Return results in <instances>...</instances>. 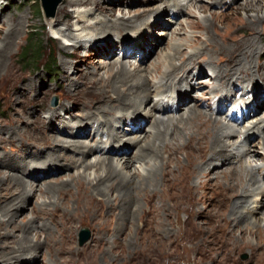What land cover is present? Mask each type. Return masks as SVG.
Listing matches in <instances>:
<instances>
[{"label":"rangeland","instance_id":"obj_1","mask_svg":"<svg viewBox=\"0 0 264 264\" xmlns=\"http://www.w3.org/2000/svg\"><path fill=\"white\" fill-rule=\"evenodd\" d=\"M63 1H60L54 15L49 16L43 8L42 0H0V21L1 19H6L5 24L2 25L3 32L0 36V42L10 29L9 23L15 22L17 28L21 31L15 40L13 54L9 58V61L14 65L15 70H18L19 76L25 78L23 79L25 80L24 83L34 82L37 86H35L36 90L34 89V91L29 92L27 96L24 95V91L18 100H11L8 92L5 93L0 90V121L4 123L0 125L1 132L5 130L4 133H6L8 128L6 121L11 116L21 117L22 120L19 125L31 131L33 125L27 122L24 116L30 117L32 120L37 117L47 119L51 116L50 109L56 108L62 113L64 118L62 119L69 121L80 117L84 109L93 110L97 107L98 99L87 98L89 97H86L87 91L81 94L75 93V95H69V98H66L69 83L64 82V77L67 75H70V78H72L70 79L71 83L73 81L77 82V87L73 86L74 89H83L85 87V79H82V75L91 73L93 76H90L94 78L101 76L108 77L110 63L119 62L116 68L124 63L128 66L131 64H134V66L135 64L141 65L142 68H145L141 73H147L152 82L160 79L157 67L162 66L165 70V65H163L160 58L162 51H176L177 54L172 59V63L175 62L180 65L182 61L190 60L189 54L196 52L201 47H207L210 51L215 50L213 52V60L219 62V65H225V61H219V58L227 55L229 48L236 46V40H244V38L247 41L253 40L254 46L249 48L250 50L247 49V51L249 50L248 56L254 57V63L249 73H244L243 75L234 74L230 83L222 88L221 86L217 87L218 81L214 80L213 71L210 67L206 65L196 68L192 67L191 79L189 78L191 85L188 89L185 86L186 81L181 80V84L190 98L187 103L180 101L177 108L182 107L179 112L181 111L186 116L187 107L197 103L199 109L213 113V117L221 119L223 123L230 124L232 127L236 126L242 131L240 134H235L230 138L236 141V146L232 147L236 155L234 154V157H230V160L231 162L235 161L233 163L239 166L240 170L243 167V171L249 174L248 179L252 175L257 180L254 187L251 186L252 183L250 181L244 185L250 191L247 195L246 205L251 209H256L254 215L260 224L264 226V121L260 123V127L254 125L257 120L261 121L262 118L264 119V76H261L264 72V0H225L223 4L216 3L209 6L206 11L198 10L197 6L200 4L208 5L215 0H194V4L192 5H190L192 2L190 1V4L183 11L175 6H170L169 0H118V3L113 5L115 17L112 19L114 20L124 18L127 21L134 15L143 12L144 9L150 8L151 10L141 15L143 20L140 23L136 22L137 26L133 29L134 31L119 29L118 32L121 34L119 37L117 35L114 36L112 32L105 33L97 36L98 38H94L95 43L88 49L67 46V51L65 52L63 48L64 42L72 41L67 40L57 30L51 32V28L47 22V19L55 18L59 15L58 8ZM106 2L105 0L104 4ZM249 6L252 10L247 9ZM66 12L67 14L75 15L72 6L67 7L65 12H59L60 16H64L63 13ZM98 14H95L94 17ZM99 16L101 19H105L106 15L99 14ZM65 18L64 21L57 22V28H65L64 22L67 19ZM208 20L214 22V27L209 29L210 35L217 40V46L214 47H212L211 43H208L210 36L207 31L203 28H198L195 24L196 21L205 23ZM73 21H75L74 18H72ZM91 21L93 22V20ZM19 23L20 25H18ZM146 23L150 24L145 25ZM252 25H255V31L252 30ZM148 26L150 30H146ZM96 32L97 30H95ZM140 34L141 36H139ZM197 36L201 40L194 42L193 39ZM137 37L142 39L143 49H138L134 42L125 47L126 49H122L120 46L122 41H134ZM31 41L41 42L45 56L39 61H28L23 58ZM105 42L110 50H108V55L103 51V45L100 46L101 43ZM74 51L75 53H73ZM125 53L129 54L128 58L125 57ZM54 60H57V63L52 68L49 66V63ZM209 60L207 58V60H202L201 62L205 64ZM73 67L77 69L74 72ZM184 70L182 74L187 72V70ZM80 73L81 75L78 76ZM249 77H253V80L249 79ZM177 82H179V79ZM3 84L5 82L1 83L0 86H3ZM172 94L173 96H170ZM71 96L72 98H70ZM54 98H57L56 102ZM162 98L164 101L173 100L163 103ZM195 99L197 100L196 102ZM176 100L178 101L177 90H174L173 87L169 89L166 87L158 95L151 96L145 102L146 106L161 102L163 104L159 106L166 107L168 105L174 106ZM112 101L110 99L108 102ZM138 101L140 102V98L132 100V103L134 104ZM62 102L70 107L72 105V108L68 112L64 111L61 105ZM256 103L261 106L258 110L256 109ZM103 104L101 103V105ZM117 106L121 107V104L118 103ZM127 111L129 110H125L123 113L127 114ZM164 113L166 115L173 114L172 111L163 113L158 111L156 115L161 117L166 116ZM103 114L106 115L105 112ZM108 114L112 116L113 112L109 111ZM129 115V118H120L115 122L117 134L121 138L126 140L137 132L136 127L139 126V123L135 124V121H138L139 118L143 129L136 134L143 136L146 131L150 130V120L141 119L142 116L135 115V113H132V110H130ZM175 115L178 116V112ZM236 115H239L238 119L236 118L237 120L233 119ZM136 117L139 118L137 119ZM92 120H89L87 124L89 125L87 132L92 133L91 138L82 133L83 129L76 133H82L81 135L84 136L82 140L94 143L97 139H100V136L105 138V133L95 134L97 133L96 130L100 132L101 125H99V121L93 123ZM56 122L59 123V120ZM39 126L34 127L30 138L26 136L27 138L23 139L24 143L30 146L29 151H22V147H20L22 140L7 139L4 140L5 142H0V152H6L15 157L21 156L22 159H25L28 154H31V150L34 155H37L38 162H44L46 159L39 152L43 144L38 135H41L43 138L46 137L49 132V125L44 124ZM102 128L106 131L107 126L103 124ZM77 129L79 130L80 127ZM58 134L63 138H69L65 132H59ZM4 136L6 134H3ZM103 146L105 149V144L103 143L100 146L95 145L93 147L95 152L89 153L86 157L87 160L94 162L103 158V155H106L107 152L115 156L114 152L116 151L110 146H107L105 151L98 152ZM52 147L51 144L47 145V151L51 150ZM126 153L127 158L132 159L135 154V147L132 146L126 150ZM1 162L2 160L0 159L1 172L20 173V175L26 176V179L40 182V184L49 181L48 184L51 185L57 181L66 180L73 175H77L82 169H66L57 165L58 168L55 170H44V172L46 171L45 173L51 171L47 175L44 173L38 174L33 169L27 173H22L18 169L1 165ZM139 164V162H135V165L138 166ZM39 166L42 167L40 164ZM224 166L228 165H220L204 170L200 178L193 180L197 182L196 186L201 192H208L210 194L211 197L206 202L200 200L196 205L200 193H192L191 190L187 191L180 198L175 197L167 201L156 200L155 205L158 204L156 206L159 208L158 214L165 219L161 223H157L156 220L153 221L147 231L141 230L142 232H137V229L141 227L140 219L137 220L138 222L134 221V219H129L125 222L126 224L124 223L120 231L106 232L105 223L110 217V211H100L96 214L81 213L79 221L69 223L66 232H51V236L55 239L57 238V242H67L69 247L74 248V254L72 255L74 262L69 260L68 254L61 258L64 261L63 264H258L255 260V252L252 246L257 245L261 241L260 235H243L234 222L226 224L220 218V215L223 214L227 216L228 210L232 208L233 203L240 198V196L236 198H224L219 204L218 201L221 199L220 196H222L220 192L221 183L225 182L226 179L223 175L219 178L216 175H219L217 171H222L221 167ZM95 169H90L88 173L94 175ZM252 188L256 190L252 191ZM172 193L173 191H171ZM39 195L40 193L37 190V194L20 201L17 222L24 225L25 221L33 217V207L40 198ZM140 202L139 205H142L140 211H142V208L145 207L146 209L147 207L144 200H140ZM70 205H75L74 201ZM173 213H178L177 218H174ZM168 214H170L169 218L167 217ZM44 221L45 219L39 218L35 220L34 225L41 226ZM53 227L56 228L54 225ZM84 228L89 230L90 237L82 244L80 242V232ZM231 228L235 229L234 231L236 232H230ZM37 231L39 229L34 230L32 235H35ZM13 233L15 236L3 238L1 242L11 241L19 235L18 231ZM44 236L45 234L42 233L41 238L43 239ZM77 251L81 253L79 254ZM42 252H44V249L41 250V254L31 264H43L46 261L43 259ZM5 263L12 264V262ZM48 264L51 263L48 262Z\"/></svg>","mask_w":264,"mask_h":264},{"label":"bare ground","instance_id":"obj_2","mask_svg":"<svg viewBox=\"0 0 264 264\" xmlns=\"http://www.w3.org/2000/svg\"><path fill=\"white\" fill-rule=\"evenodd\" d=\"M106 1V4H104L105 0H64L58 8L59 15L55 18L47 19L51 32L57 30L67 40L72 41L64 42L63 40L64 52L67 51V46L88 49L95 43L94 38L105 33L112 32L114 36L117 35L119 37V35L121 36L120 32H118L119 29L124 31L133 30L137 26L136 22L140 23L143 20L141 15L151 10L150 8L144 9L143 12L134 15L127 21L124 18L114 20L112 19L115 17L113 5L117 4L118 0ZM190 1H192L191 4L189 3ZM224 1L215 0L208 5L200 4L197 8L200 11H206L209 6L216 3L223 4ZM168 2L170 6H175L181 11L185 7L187 8L188 4H194V0H169ZM69 6H72L75 15L67 14L66 12L63 13L64 16H60L59 12H65ZM247 9H251V7L249 6ZM97 13L106 15L105 19H101L99 14L94 17ZM64 18L66 19L64 22L65 28H57V22L64 21ZM72 18L75 21L72 22ZM5 20L1 19L0 21V36L3 32L2 25L5 24ZM90 20H93V22H90ZM9 24L10 29L0 42V84L5 82L3 86H0V90L5 93L8 92L11 100H18L24 91L25 96L29 92L34 91L36 84L34 82L24 83L25 80L23 79L25 78L19 76L18 70H15L14 65L9 61V58L13 54L15 40L21 31L17 28L15 22ZM149 24L146 23L145 25ZM195 24L198 28L200 27L207 31L210 36L208 43H211L212 47L217 46L216 38L212 37L209 33V29L214 27V22L210 20L205 21V23L196 21ZM93 29L97 30V32L95 33ZM255 29V25H252V30L255 31ZM146 30H150V27L148 26ZM200 40L201 38L198 36L193 39L194 42ZM132 42L137 45L138 49L144 48L140 37H137L134 41H122L120 46L122 49H126L125 47L129 46ZM236 43V46L233 45L234 47L228 49L229 53H226L227 55L219 58V61H225V65H219V62L214 61L213 52L215 50L210 51L207 47H201L196 52L189 54L190 60H184L180 65L175 62L172 63V59L177 54L176 51H162L160 58L163 65H165V70L162 66L157 67L160 79L152 82L147 73H141L145 69L141 65L135 64L134 66V64H131L128 66L124 63L116 68L119 62L110 63L108 77L101 76L94 78L91 77L93 76L91 73L82 75V79H85V87L83 89H74L73 86L75 87L77 82L73 81L71 83L70 79L72 78H70V75H67L64 77V82L69 83L66 98H69V95H75V93L81 94L87 91L86 97L89 96L87 98L98 99L97 107L93 110L84 109L80 117L69 121L63 120V115L58 109H50L51 116L47 119L37 117L32 120L30 117L24 116L26 121L33 125L30 131L26 127L23 128L19 125L22 120L21 117L11 116L6 121L8 126L6 133H4L5 130L2 132L0 130V142L7 139H19L22 140L20 144L22 151H29L30 146L24 143L23 139L26 136H29V138L32 136L34 127L48 124V135L44 138L38 135L43 144L39 152L46 160L42 163L41 161L38 162L37 155H34L31 150V154H28L25 159H22L21 156L15 157L6 152H0L1 165L18 169L22 173H27L33 169L38 174L44 173L46 175L51 171L45 173L46 171L44 172V170H55L58 168L57 165L66 169L82 168L83 170L81 169L78 174L76 173L77 175H73L66 180L57 181L53 185L48 184L49 181L40 184V182L26 179V176L24 177L20 173L0 171V264H7L5 262L31 264L41 254L42 249H44V252H42L43 259L46 260L43 264H48V262L51 264H63L64 261L61 258L68 254L69 260L73 261L74 248L69 247L67 242H57V238L55 239L51 236V232H66L69 227L68 224L77 220L79 221L83 212L96 214L100 211H110V217L105 223L106 232L120 231L124 223L129 219H134V221L140 219L141 227L137 229V232H142L141 230L147 231L153 221L156 220L157 223H161L165 219L158 214L159 208L156 206L158 204L155 205L156 200L167 201L175 197L180 198L187 191L191 190L192 193H200L196 205L200 200L206 202L211 197L210 194L208 192H201L196 186L197 182L193 180L200 178L204 170L225 164L228 166L221 167L222 171H217L219 175H216L218 178L223 175L226 179L225 182L221 183L220 192L222 196H220L221 199L218 202L220 204L224 198H236L239 196L240 198L233 203L232 208L228 210L227 216L223 214L220 215V218L226 224L234 222L243 235H260L261 241L257 245L252 246V248L255 252L256 262L264 264V226L260 224L254 215L256 209H251L246 205L247 195L250 191L244 186L245 183L250 181L252 183L251 186L254 187L257 180L251 174L250 179H248L249 174L243 171V167L240 170V167L233 163L235 161L231 162L230 160V157H234V154L236 155V152L232 150V147L236 146V141L230 138L235 134H240L242 131L236 126L232 127L230 124L223 123L221 119L213 117V113L199 109L197 103L187 107L186 116L181 111L179 112L182 107L177 108L180 101L187 103L190 98L186 90H184L181 80L186 81L185 86L188 89L191 85L189 78L191 79L192 67L196 68L201 65L210 67L213 71L214 80L218 81L217 87L221 86L222 88L230 83L234 74L243 75L251 71L254 57H249L248 51L250 50L249 48L254 46V41H247L244 38V40H236ZM101 45H103V51L108 55L109 49L106 42L101 43ZM247 49L249 50L247 51ZM128 53L124 54L127 58L129 56ZM207 58L210 60L203 64L201 61H205ZM73 69V72L77 70L75 67ZM183 70H187V72L182 74ZM80 75L81 73L78 74V76ZM261 76H264V72ZM178 79L179 82H177ZM249 79L253 80V77H249ZM166 87L168 89L173 87L174 90H177L178 101L174 102V106L160 107L159 105L173 100L167 99L168 101H164L163 98L161 99L162 104L159 102L155 105L146 106L145 101L153 95H158ZM12 89L13 91H11ZM170 96H173V94ZM138 98H140V102L138 101L133 104L132 100ZM110 99L113 101L108 102ZM101 103L104 104L101 105ZM118 103L121 104V107L117 106ZM256 104L257 110L261 108L258 103ZM61 105L62 109L66 112L72 108V105L70 107L63 102ZM125 110H129L127 114L123 113ZM130 110L135 115L142 116L141 119L150 120L151 127L143 136L137 135L136 133L143 129V126L141 120L139 121L140 118L136 117L137 119L139 118L138 121H135V124L139 123V126L136 127L137 132L131 138L125 140L117 134L115 122L120 118H129ZM109 111L113 112L112 116L108 114ZM158 111L162 113L172 111L173 114L166 115L164 113L167 117H161L156 115ZM104 112L106 115L103 114ZM177 112L178 116L175 115ZM119 113L121 114L120 116ZM236 118L235 116L233 119L237 120L238 118ZM57 120H59V123L56 122ZM89 120H92L93 123L99 121L101 130L100 132L96 130L97 133L95 134L104 132L106 139L100 136V139H97L94 143L82 140L84 137L81 135L82 133L86 134L87 137L89 136V138L92 137V133L87 132ZM263 121V118L261 121L257 120L254 125L259 126ZM3 124L0 121V125ZM103 124L107 126L106 131L102 128ZM79 127L80 129L78 130L77 128ZM75 129L77 130L75 131ZM81 129H83L82 133L77 134ZM59 132H65L69 138L61 137L58 134ZM3 134H6V136L3 137ZM102 143L105 144V149L107 146L115 149V156L107 152L106 155H103V158L94 162L87 160L88 154L95 152L93 147L95 145L100 146ZM50 144L53 147L47 151V145ZM132 146L135 147V154L132 159H129L126 156V150ZM105 149L103 146L98 152L105 151ZM78 154L79 156H77ZM135 162H139L140 164L137 166ZM39 164L44 168L39 166ZM242 164L243 162L241 166ZM92 168H96L94 175L88 173ZM37 190L40 193L39 197L41 199L39 198L33 207V217L25 221L24 225L17 222L20 201L37 194ZM253 190L256 189L252 188ZM171 191H173L172 194ZM140 200H144L147 207L146 209L145 207L142 208V211H140L142 206L139 205ZM73 201L75 205H70ZM173 216L177 218L178 213H173ZM167 217L169 218L170 214ZM39 218L45 219V221L41 226H35L34 222ZM51 223L56 228H52L53 225L51 226ZM36 229H39V231L35 235H32V232ZM234 230L232 229L230 232H236ZM17 231L19 235L15 239L5 241L4 243L1 242L3 238L12 236L14 235L13 232ZM42 233L45 234L43 239L41 238ZM78 253L80 254L81 252L79 251Z\"/></svg>","mask_w":264,"mask_h":264},{"label":"trees","instance_id":"obj_3","mask_svg":"<svg viewBox=\"0 0 264 264\" xmlns=\"http://www.w3.org/2000/svg\"><path fill=\"white\" fill-rule=\"evenodd\" d=\"M45 56V53L42 49L41 42H29L27 51L23 55V58L25 60H34L39 61ZM57 60H54L53 62L49 63L52 68L56 66Z\"/></svg>","mask_w":264,"mask_h":264},{"label":"water","instance_id":"obj_4","mask_svg":"<svg viewBox=\"0 0 264 264\" xmlns=\"http://www.w3.org/2000/svg\"><path fill=\"white\" fill-rule=\"evenodd\" d=\"M61 0H42V5L45 11L49 16H53L56 10L57 5ZM54 101H57V98H54ZM90 237V232L87 228H84L80 232V242L83 244Z\"/></svg>","mask_w":264,"mask_h":264}]
</instances>
